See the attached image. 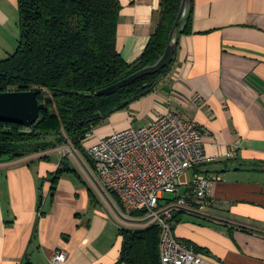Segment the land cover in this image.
<instances>
[{
    "label": "crops",
    "instance_id": "0c3cea01",
    "mask_svg": "<svg viewBox=\"0 0 264 264\" xmlns=\"http://www.w3.org/2000/svg\"><path fill=\"white\" fill-rule=\"evenodd\" d=\"M119 2L116 50L132 64L160 4ZM191 3L192 34L179 38L174 67L153 93L110 115L82 150L62 145L0 161V264H51L57 249L63 264H116L120 227H142L118 217V200L104 190L87 148L168 112L197 124L210 160L181 176L164 204L185 197L195 208L194 175L217 178L207 209L174 215V235L199 249L204 264H264V0ZM18 21L17 0H0V61L16 50ZM66 166L76 176L64 174L51 191Z\"/></svg>",
    "mask_w": 264,
    "mask_h": 264
},
{
    "label": "trees",
    "instance_id": "16d2710c",
    "mask_svg": "<svg viewBox=\"0 0 264 264\" xmlns=\"http://www.w3.org/2000/svg\"><path fill=\"white\" fill-rule=\"evenodd\" d=\"M180 3L159 0L148 44L138 60L128 64L116 50L119 0H17L20 36L15 52L0 61V93L37 92L40 113L31 128L0 123V161L62 145L82 150L87 135L110 115L153 93L171 73L177 50L172 63L160 72L110 96L95 95L160 58ZM192 8L191 3L180 37L192 34ZM64 174L76 176L68 166L58 169L51 191ZM42 198L40 194V204ZM144 214V210L131 212L133 217ZM118 234L122 246L116 264H161L156 226L120 227Z\"/></svg>",
    "mask_w": 264,
    "mask_h": 264
},
{
    "label": "built area",
    "instance_id": "2783aa9c",
    "mask_svg": "<svg viewBox=\"0 0 264 264\" xmlns=\"http://www.w3.org/2000/svg\"><path fill=\"white\" fill-rule=\"evenodd\" d=\"M87 154L104 190L117 198L122 220L159 229L161 264H204L203 254L174 235V215L207 209L213 202L211 188L217 178L194 175L189 188L195 208H190L185 197L163 202L164 196L177 193L181 176L210 160L203 134L194 121L168 112L147 125L129 127L101 139L87 148ZM139 210L145 214L131 216V212ZM50 260L51 264H63L67 256L57 249Z\"/></svg>",
    "mask_w": 264,
    "mask_h": 264
},
{
    "label": "water",
    "instance_id": "95a60500",
    "mask_svg": "<svg viewBox=\"0 0 264 264\" xmlns=\"http://www.w3.org/2000/svg\"><path fill=\"white\" fill-rule=\"evenodd\" d=\"M191 11V0H181L180 9L169 35L167 47L160 58L152 65L144 67L132 76L114 85L95 92L96 96H110L118 90L128 87L137 80L154 75L172 63L177 45ZM38 93L35 91H12L0 93V123L15 124L31 128L39 119Z\"/></svg>",
    "mask_w": 264,
    "mask_h": 264
},
{
    "label": "rangeland",
    "instance_id": "374dc122",
    "mask_svg": "<svg viewBox=\"0 0 264 264\" xmlns=\"http://www.w3.org/2000/svg\"><path fill=\"white\" fill-rule=\"evenodd\" d=\"M115 210H116V212H117V214H118V217L119 218H121V216H120V213L118 212V210L115 208ZM122 219V218H121ZM137 227H135V226H130V228L129 229H136Z\"/></svg>",
    "mask_w": 264,
    "mask_h": 264
}]
</instances>
